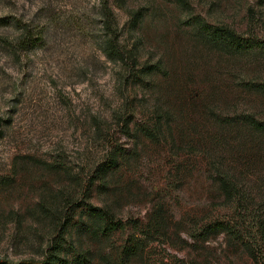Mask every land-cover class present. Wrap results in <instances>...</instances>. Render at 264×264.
I'll list each match as a JSON object with an SVG mask.
<instances>
[{"label": "rangeland", "instance_id": "1", "mask_svg": "<svg viewBox=\"0 0 264 264\" xmlns=\"http://www.w3.org/2000/svg\"><path fill=\"white\" fill-rule=\"evenodd\" d=\"M104 1L136 65L106 55ZM196 17L259 46L214 50ZM146 64L159 71L135 77ZM250 83L264 84L262 0H0V262H42L59 244L70 261L122 264L142 239L126 264H264V139L224 121H264ZM157 116L151 140L141 127ZM91 208L123 228L102 232ZM214 222L236 233L203 237Z\"/></svg>", "mask_w": 264, "mask_h": 264}, {"label": "trees", "instance_id": "2", "mask_svg": "<svg viewBox=\"0 0 264 264\" xmlns=\"http://www.w3.org/2000/svg\"><path fill=\"white\" fill-rule=\"evenodd\" d=\"M264 1V0H262ZM103 17H104V29L106 31V35L108 39L106 41V47L104 49L106 55L113 61L127 63L132 60V64L136 65L137 58L132 52H126L125 48L121 43V34L119 32L118 26L115 22L112 10L107 6L106 1L103 2ZM143 19L142 11H136L132 15L131 18V27L136 28ZM195 30L198 32L199 37L204 43L210 48L218 51L227 52L229 54L238 55L244 54L248 50L252 49L254 46H259V44H255V42L250 38L246 37L243 34H240L233 30L228 26H214L203 21L202 18L196 17L194 18ZM27 39H34V34L32 36H28ZM24 41V40H23ZM25 43L26 42H21ZM20 43V44H21ZM29 43V41L27 42ZM132 71H135V66ZM159 71V66L156 65H145L136 72L137 76L142 79V76L153 74ZM249 89L256 93L264 94V84L263 83H250L248 84ZM155 123L152 125H142V133L151 140H158L160 138V134L162 133V119L163 116H157ZM225 122L227 125H240L245 129H248L251 134L258 135L261 139H264V121L257 119L254 115L251 114H242L235 118H225ZM126 127H129V124L126 123ZM118 158L114 157L112 163L109 167L117 164ZM103 168L99 170L97 173V177L103 176L104 173ZM219 183L221 184V191L225 195V197L229 200L238 201V205L242 203L243 194H240L239 188L237 184H235L228 175H220L218 178ZM241 206H243L241 204ZM247 211V209H244ZM89 215L93 217L95 220H98L101 223V231L102 232H114L123 228V222L117 221L114 215L108 211L99 208H91L88 210ZM154 223V221H153ZM156 223V222H155ZM153 225V224H152ZM257 227L258 230H264V226L258 223L254 224V228ZM229 233L235 234V229L229 223H219L214 222L213 224H209L204 231L202 232V236L205 238L211 237L213 235H217L220 233ZM148 240L136 239L134 243H130L125 246L122 251V255L124 256L121 259L122 264H126V261H129L132 258L140 256L146 250ZM62 246L59 244H55L51 252L47 255V258L42 262L36 261H23L20 263H9V262H0V264H82L81 258H75L72 261L63 258L60 254L62 251ZM125 258V259H124ZM112 264V263H108Z\"/></svg>", "mask_w": 264, "mask_h": 264}]
</instances>
